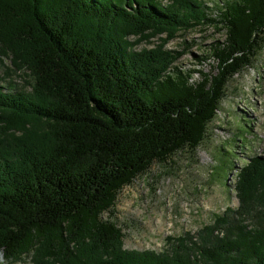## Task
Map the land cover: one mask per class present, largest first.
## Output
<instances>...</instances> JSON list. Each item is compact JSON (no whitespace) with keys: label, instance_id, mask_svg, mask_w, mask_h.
<instances>
[{"label":"trees","instance_id":"obj_1","mask_svg":"<svg viewBox=\"0 0 264 264\" xmlns=\"http://www.w3.org/2000/svg\"><path fill=\"white\" fill-rule=\"evenodd\" d=\"M216 9L217 19L205 0H0L6 264H264L261 156L238 170L236 210L162 252L125 249L102 219L154 163L198 149L227 84L264 44V0ZM211 24L225 34L211 71L180 70L184 50L167 45Z\"/></svg>","mask_w":264,"mask_h":264},{"label":"rangeland","instance_id":"obj_2","mask_svg":"<svg viewBox=\"0 0 264 264\" xmlns=\"http://www.w3.org/2000/svg\"><path fill=\"white\" fill-rule=\"evenodd\" d=\"M223 1L205 0L211 18H218L216 4L221 6ZM224 38V31L211 24L180 34L166 48L184 50L175 65L180 70L209 72L214 66L211 47ZM255 55L251 65L227 84L198 149L193 153L184 149L164 163H154L124 187L113 210L102 215L122 230L125 249L162 252L169 247L168 238L195 235L227 209L238 208V170L251 157H264V44ZM201 57L207 59L202 65L198 63ZM12 78L22 84L20 78ZM0 264H6L1 255Z\"/></svg>","mask_w":264,"mask_h":264}]
</instances>
